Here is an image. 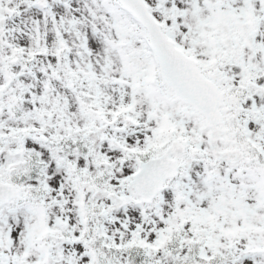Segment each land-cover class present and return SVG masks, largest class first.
<instances>
[{
  "label": "snow or ice",
  "instance_id": "1",
  "mask_svg": "<svg viewBox=\"0 0 264 264\" xmlns=\"http://www.w3.org/2000/svg\"><path fill=\"white\" fill-rule=\"evenodd\" d=\"M0 264H264V0H0Z\"/></svg>",
  "mask_w": 264,
  "mask_h": 264
}]
</instances>
